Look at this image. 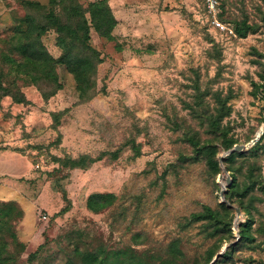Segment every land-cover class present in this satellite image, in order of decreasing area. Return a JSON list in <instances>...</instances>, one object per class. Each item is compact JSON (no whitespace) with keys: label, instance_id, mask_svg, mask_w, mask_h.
<instances>
[{"label":"rangeland","instance_id":"rangeland-1","mask_svg":"<svg viewBox=\"0 0 264 264\" xmlns=\"http://www.w3.org/2000/svg\"><path fill=\"white\" fill-rule=\"evenodd\" d=\"M24 1L0 0V201L23 213L15 222L22 246L11 247L18 263L82 264L76 254L84 251L103 264H212L238 242L220 264H264V0H218V19L233 34L212 24L204 0H106L118 24L113 41L91 29L103 62L88 102L66 65L56 66L54 83L24 73L25 19L37 25L51 8L49 0H30L41 12ZM242 21L253 27L246 37L234 28ZM41 42L62 55L55 30ZM217 94L231 97L222 131L246 145L234 161L209 126ZM193 139L217 148L219 172ZM84 155L102 160L63 167ZM251 167L259 182L244 198ZM93 193L115 194L114 204L91 212ZM208 209L221 211L220 232L209 220L193 222ZM246 230L254 240L242 237Z\"/></svg>","mask_w":264,"mask_h":264},{"label":"trees","instance_id":"trees-1","mask_svg":"<svg viewBox=\"0 0 264 264\" xmlns=\"http://www.w3.org/2000/svg\"><path fill=\"white\" fill-rule=\"evenodd\" d=\"M24 4L27 8L38 12L44 9V5L37 1L26 0ZM49 4L51 8L44 13V19L39 24H34L36 20L33 15L29 14L25 19L28 29L22 31L23 41H20L18 48L23 57L24 73L37 84L41 82L54 83L58 81L55 73L56 66L59 64L66 65L75 77L80 99L83 102H88L97 95L96 80L98 66L103 62L100 51L91 44V29L94 28L101 37L113 41L115 38L113 31L118 21L106 0L91 2L87 7H84L78 0H49ZM234 28L236 34L240 37H246L253 27L247 21H242L237 23ZM49 29L55 30L58 34V44L62 48V55L57 59L46 50L41 42L42 36ZM1 85L2 82L0 80ZM215 99L217 107L215 112L209 115V126L213 133H217L218 138L223 137V147L231 149L235 146L236 141L228 138L227 134H225L226 132L222 131L223 121L230 114L228 103L231 97L223 98L221 94H217ZM191 144L198 151L202 150L206 152L209 156V166L216 173L219 172V164L216 159L217 148L210 142L202 145L199 140L195 139L191 140ZM131 146L137 154L141 152L140 147L135 141H133ZM119 152V150L113 152L111 154L112 159H118ZM239 156H244V153L233 152L228 159L234 161ZM100 160L102 159H93L89 155L76 159L68 158L63 167L86 169ZM242 170L241 167V172ZM245 177L252 183L241 194L239 193V196H243L244 198L250 191H253L255 184L259 182L260 175L257 174V170L254 167H251ZM114 200L115 194L113 193H93L87 200V208L93 213H101L110 208L114 204ZM232 206H229L227 202H224L222 205L224 211L235 208ZM22 217V210L17 203L14 201H0V232L6 230L9 235L8 237L11 239V242H9L8 239L0 238V264H19L18 256L11 250V247L22 246L15 232V222ZM223 218L221 211L208 209L207 213L195 215L193 222L209 220L216 228V232H220V227L225 223ZM251 226L252 223L249 222L247 225L248 230L251 229ZM248 230L243 232L242 237L245 240H254ZM237 244L238 242L231 245L229 247L230 250L226 251L215 264H220L222 262L221 258L229 257ZM24 249L25 245L23 244ZM76 255L82 264H103L98 254L79 251ZM34 256L30 254L28 260H31ZM119 262L125 264V262L119 260L113 264H118ZM67 264L76 263L70 261Z\"/></svg>","mask_w":264,"mask_h":264},{"label":"built area","instance_id":"built-area-1","mask_svg":"<svg viewBox=\"0 0 264 264\" xmlns=\"http://www.w3.org/2000/svg\"><path fill=\"white\" fill-rule=\"evenodd\" d=\"M204 2L206 5V10L211 16L212 24L216 27L223 29L224 31L229 30V32L233 34L234 31L218 19V14H219V9H220L219 1L218 0H204ZM44 218L46 219V216Z\"/></svg>","mask_w":264,"mask_h":264},{"label":"water","instance_id":"water-1","mask_svg":"<svg viewBox=\"0 0 264 264\" xmlns=\"http://www.w3.org/2000/svg\"><path fill=\"white\" fill-rule=\"evenodd\" d=\"M264 130V129H263ZM260 138V133H259V135H257V137H256V139H254L253 140V143H255V142H257L258 141V139ZM245 148H246V145H235L229 152H228V154H231V153H233V152H242L243 150H245ZM222 159H223V157L221 158V161H222ZM227 181H228V183H231L232 182V179L230 178V177H227ZM224 194H225V190L223 189L222 191H221V196L224 198ZM229 206H232L231 204H229V203H227ZM232 207H234V206H232ZM236 209V212H237V214L238 215H240V213H241V211H240V209H238V208H235ZM236 242H232V243H230V245L229 246H231V245H233V244H235ZM227 248H228V246L227 247H225L216 257H215V259L213 260V262H212V264H215V262L223 255V253L227 250Z\"/></svg>","mask_w":264,"mask_h":264}]
</instances>
